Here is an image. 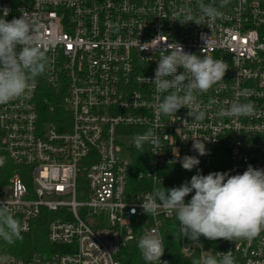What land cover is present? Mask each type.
<instances>
[{
	"label": "built area",
	"instance_id": "2783aa9c",
	"mask_svg": "<svg viewBox=\"0 0 264 264\" xmlns=\"http://www.w3.org/2000/svg\"><path fill=\"white\" fill-rule=\"evenodd\" d=\"M203 2L219 8L221 0ZM198 3L0 0V16L5 8L8 21L19 18L21 9L29 12L49 41L48 66L33 90L0 104V166L15 167L6 179L0 172V202L26 226L22 234L48 219L46 237L56 246L48 255L0 254V264H121V250L145 232L156 229L163 238L166 223L179 231L175 212L148 216L140 207L155 188L178 187L198 170L215 172L212 165L220 156L230 175L243 174L249 165L264 169V0H229L219 9L220 18L203 19L201 25L177 15L185 8L200 17ZM157 37L162 41L157 48L141 51ZM175 42L187 53L223 60L228 68L223 81L199 95L203 122H191L186 108L174 116L159 114L157 104L166 94L144 80L154 78L159 58L167 54L161 50ZM42 85L54 96L62 94L68 121L61 122V130L41 119ZM236 101L252 102L254 114H218ZM149 128L159 146L146 143L137 150L134 137ZM194 137L209 139L208 155L192 149ZM175 148L181 159L198 156L200 164L172 186L169 179L179 172L173 168L182 167ZM180 246L183 253L198 252L199 260L231 251L236 264H264V231L252 240H213L209 249L180 232ZM161 260L170 264L166 249ZM134 264L146 262L141 256Z\"/></svg>",
	"mask_w": 264,
	"mask_h": 264
},
{
	"label": "clouds",
	"instance_id": "9594fccd",
	"mask_svg": "<svg viewBox=\"0 0 264 264\" xmlns=\"http://www.w3.org/2000/svg\"><path fill=\"white\" fill-rule=\"evenodd\" d=\"M228 2L221 0L218 8L199 0L200 17H194L191 10L185 8H181L177 15L183 14L187 21L197 25H201L203 19L211 23L222 16L219 9ZM20 12V17L11 21L6 19L9 9L5 8L0 16V104L29 94L36 78L43 75L48 66L45 46L49 41L41 37L40 26L34 16L23 9ZM158 37L143 44L150 46L142 45L141 51L157 48L162 42ZM153 41L158 42L153 44ZM161 51L167 54L159 58L154 78H144L154 84L157 94H166L157 104L158 113L174 116L181 108H186L191 122H203L206 111L199 95L224 80L228 70L226 63L210 55L187 53L176 42L167 44ZM254 112L252 102L236 101L227 108H221L218 114L239 118ZM184 123L188 121L184 120ZM191 140L192 149L199 156L209 154L204 143L209 139L194 137ZM146 143L153 148L159 146V137L152 128L134 137L133 146L137 150L143 151ZM173 154L185 170L191 171L200 164L198 156L185 155L181 159L176 148ZM189 194H192L191 199L186 201ZM140 207L148 216H156L161 210L167 214L175 212L179 231L194 245H200L202 236L208 240H252L264 231V169L249 165L243 174L236 175L227 172L204 175L198 170L190 181L178 187L155 188L141 201ZM132 211L135 213V208ZM25 230L26 226L9 210L7 203L0 202V240L12 245L22 239ZM137 247L146 264H168L161 260L165 253L164 239L156 229L145 232ZM193 264H236V260L231 251L217 252L203 260H195Z\"/></svg>",
	"mask_w": 264,
	"mask_h": 264
},
{
	"label": "trees",
	"instance_id": "16d2710c",
	"mask_svg": "<svg viewBox=\"0 0 264 264\" xmlns=\"http://www.w3.org/2000/svg\"><path fill=\"white\" fill-rule=\"evenodd\" d=\"M62 94L54 96L50 89L42 85L39 94V110L41 119L43 122H49L55 124L60 130L62 121H68V113L61 104ZM52 106V110L50 109ZM212 168L215 172H226V159L220 156ZM138 167L133 170V178ZM179 172L175 177L169 179L168 184L174 185L176 179L182 176H190L183 167L173 168ZM15 167L9 162H5L0 166L1 177L6 179L13 171ZM43 217L50 216L48 213H43ZM48 219H42L36 223L31 233L22 234V239L17 240L14 244L8 245L3 240H0V254H13L15 256L26 258L32 252H41L44 255H48L50 252L56 250V246L50 244L46 237ZM142 235H140L141 238ZM164 246L166 249L167 257L170 264H193L195 260H199L198 252H192L189 254L183 253L180 246V231L171 224L166 223L163 230ZM206 249L211 248L213 240H208L203 236L200 241ZM138 241L131 246L123 248L120 252L121 264H134L140 257L141 253L137 247ZM209 255V254H208Z\"/></svg>",
	"mask_w": 264,
	"mask_h": 264
},
{
	"label": "water",
	"instance_id": "95a60500",
	"mask_svg": "<svg viewBox=\"0 0 264 264\" xmlns=\"http://www.w3.org/2000/svg\"><path fill=\"white\" fill-rule=\"evenodd\" d=\"M207 174H209V173L205 172V175H207Z\"/></svg>",
	"mask_w": 264,
	"mask_h": 264
}]
</instances>
